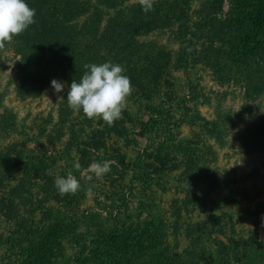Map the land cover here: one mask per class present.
I'll use <instances>...</instances> for the list:
<instances>
[{
    "label": "rangeland",
    "instance_id": "obj_1",
    "mask_svg": "<svg viewBox=\"0 0 264 264\" xmlns=\"http://www.w3.org/2000/svg\"><path fill=\"white\" fill-rule=\"evenodd\" d=\"M27 2L36 23L7 42L28 46L26 63L0 44V92L17 114L0 120V264H254L264 213L259 233L239 213L264 203V0H154L148 13L140 0L82 2L85 23L70 28ZM105 61L133 88L113 126L67 102L84 66ZM94 161L111 170L98 178ZM68 174L80 188L62 197L54 180Z\"/></svg>",
    "mask_w": 264,
    "mask_h": 264
},
{
    "label": "clouds",
    "instance_id": "obj_2",
    "mask_svg": "<svg viewBox=\"0 0 264 264\" xmlns=\"http://www.w3.org/2000/svg\"><path fill=\"white\" fill-rule=\"evenodd\" d=\"M145 13L154 9V0H140ZM36 9L30 7L27 0H0V44L11 42L17 36L36 23ZM82 77L73 80L67 94L68 106L74 111H81L88 119L99 117L108 126L122 117L127 97L133 88L130 77L125 74L122 65L112 61L90 63L85 66ZM51 86L56 93L64 88V83L53 79ZM79 169V162L74 163ZM89 170L98 178L108 173L110 165L93 162ZM52 174L51 172L49 173ZM54 185L60 196L76 193L80 188L79 180L72 174L57 176Z\"/></svg>",
    "mask_w": 264,
    "mask_h": 264
},
{
    "label": "trees",
    "instance_id": "obj_3",
    "mask_svg": "<svg viewBox=\"0 0 264 264\" xmlns=\"http://www.w3.org/2000/svg\"><path fill=\"white\" fill-rule=\"evenodd\" d=\"M124 1H126V0H86V1H84V0H37V3L35 2V4L37 6H38V4H42V7H45L46 11L47 10L51 11L50 13L45 12L46 13L45 17L46 18L49 17V20L53 25L62 26L65 28H70L73 26L78 27L79 24H81L80 26H82L85 23L86 18L82 23H80L81 17L85 16V13H83V12L85 10H87V8L81 7L82 2H85V3L91 2L92 4H90V5L92 8L96 9L99 7H103V8H106L104 12H110L112 9L114 11H116L118 4H120ZM90 5H89V7H90ZM134 14H135V16H139L137 13H134ZM47 15H48V17H47ZM121 17H122V15L119 18H121ZM189 22H190V16H189V14H187L183 17V21L178 25L179 28H178V32H177V35H178L177 38H179L181 40V43L185 46L187 44L186 39H187V36L189 34V27H188ZM259 26H260V28H259V31L257 33V37L259 36L258 38H264V22H262L261 25H259ZM126 36L128 37V34H126ZM245 36L247 39H251L253 36V38H255V41L253 40V43L251 46H254L255 44L257 45L258 42H257L256 36H254L251 32H249V30L246 31ZM92 38H96V36L93 35ZM258 44L259 45L263 44L261 39H260ZM2 45H4L2 48H3V50H5L7 52L6 54L10 53V54H12V56L14 55L16 58H19L18 63H20V62L26 63L28 55L30 54V49L28 48V46H24L25 45L24 42H22V41L20 42L18 40H15L11 44L4 43ZM251 46H249V47H251ZM116 48L117 47H115V50L117 51ZM104 49L109 51L110 45L108 43L105 44ZM135 49L137 50V52L142 51L141 48H139L138 46H136ZM239 50H243V48H239ZM248 55H250V52H247V50L242 51V56L240 58L241 61L246 62L247 60H249V58L247 57ZM109 56H113V55L111 54ZM115 61L117 62V60H115ZM134 62L136 65L139 66L140 65V57L138 59H135ZM241 67H240V69H241ZM190 88H191V97L193 96L191 100L194 101L195 97L199 96L200 93L202 92V90L199 89L198 85L194 84L193 82L191 83ZM190 110H191V108L189 106H186V111H185L184 116L189 115ZM220 117H223V116H220ZM202 118L203 117H201L200 119L202 120ZM5 119H6V121H5ZM0 120L3 122H6V123L9 121L16 122V120H17V114L14 112V110L11 107H9L5 104V93L4 92H0ZM211 123H213L212 126L218 125V122H216V121L215 122L213 121ZM137 177H140V175H137ZM141 180H144V178H141ZM257 207L258 208L254 209V210H252L250 208H245V210H243V212L239 213V216H241V214H242L243 218L248 217V219L251 220V225L254 228L255 232L259 233V231H260V215L264 213V203L259 204ZM133 240H135V241L141 240V238H135ZM254 248H255V253L257 254V256L254 258L255 259L254 264H264V252H263L264 251V245L259 246V244H258V246H255ZM260 249L261 250L263 249V251H262V254H260V256H258V254L260 253L259 252ZM209 263L214 264V261L213 262H211V261L207 262V264H209Z\"/></svg>",
    "mask_w": 264,
    "mask_h": 264
}]
</instances>
